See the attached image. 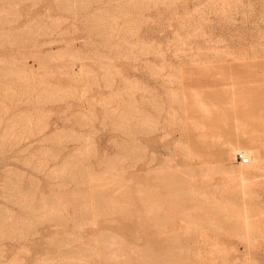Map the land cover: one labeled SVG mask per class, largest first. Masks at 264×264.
Instances as JSON below:
<instances>
[{"label": "rangeland", "instance_id": "374dc122", "mask_svg": "<svg viewBox=\"0 0 264 264\" xmlns=\"http://www.w3.org/2000/svg\"><path fill=\"white\" fill-rule=\"evenodd\" d=\"M85 263L264 264V0H0V264Z\"/></svg>", "mask_w": 264, "mask_h": 264}, {"label": "bare ground", "instance_id": "6f19581e", "mask_svg": "<svg viewBox=\"0 0 264 264\" xmlns=\"http://www.w3.org/2000/svg\"><path fill=\"white\" fill-rule=\"evenodd\" d=\"M247 162H248V160H247ZM241 164V163H240ZM247 164V163H246ZM242 165H245V164H242ZM89 212H90V210H89ZM148 213V212H147ZM151 213V212H150ZM91 214V213H90ZM107 214V213H106ZM78 215V214H77ZM88 215V214H87ZM103 215V214H102ZM80 216H81V214H80ZM88 217H90V216H88ZM87 217V218H88ZM95 217V216H94ZM85 218H86V216H85ZM91 219V218H90ZM84 220V219H83ZM52 224H53V222H51ZM56 225V224H55ZM75 235H77V234H75ZM72 236V235H71ZM55 239V238H54ZM78 239H79V237H78ZM78 239H76V240H78ZM89 240V239H88ZM56 241V240H55ZM67 242H69V241H67ZM57 243V242H56ZM71 243V242H70ZM77 243V242H76ZM75 243V244H76ZM104 243V242H103ZM54 244V243H53ZM72 244V243H71ZM64 246H66L65 244H63ZM68 246V245H67ZM80 246V245H79ZM179 246V245H178ZM78 249V248H77ZM76 249V250H77ZM91 250V249H90ZM147 250V249H146ZM143 252H144V250H143ZM148 252V251H147ZM113 253V252H112ZM145 253V252H144ZM104 254V253H103ZM95 257V256H94ZM103 258V257H102ZM104 258H106V256L104 257ZM123 258V257H122ZM89 259V258H88ZM85 260V259H84ZM104 261V260H103ZM141 261V260H140ZM86 264V263H85Z\"/></svg>", "mask_w": 264, "mask_h": 264}, {"label": "built area", "instance_id": "2783aa9c", "mask_svg": "<svg viewBox=\"0 0 264 264\" xmlns=\"http://www.w3.org/2000/svg\"><path fill=\"white\" fill-rule=\"evenodd\" d=\"M235 160H238L239 163H241V164H246L247 163V160L242 155H237L235 157Z\"/></svg>", "mask_w": 264, "mask_h": 264}]
</instances>
